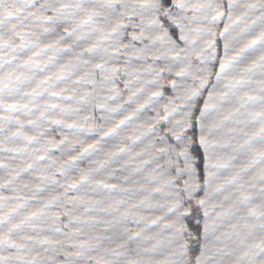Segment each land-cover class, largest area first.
<instances>
[{"label": "water", "instance_id": "water-1", "mask_svg": "<svg viewBox=\"0 0 264 264\" xmlns=\"http://www.w3.org/2000/svg\"><path fill=\"white\" fill-rule=\"evenodd\" d=\"M0 264H264V0H0Z\"/></svg>", "mask_w": 264, "mask_h": 264}]
</instances>
